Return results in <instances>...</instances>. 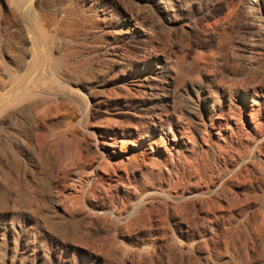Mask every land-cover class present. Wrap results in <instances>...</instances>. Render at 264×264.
<instances>
[{"label": "rangeland", "instance_id": "374dc122", "mask_svg": "<svg viewBox=\"0 0 264 264\" xmlns=\"http://www.w3.org/2000/svg\"><path fill=\"white\" fill-rule=\"evenodd\" d=\"M0 264H264V0H0Z\"/></svg>", "mask_w": 264, "mask_h": 264}, {"label": "bare ground", "instance_id": "6f19581e", "mask_svg": "<svg viewBox=\"0 0 264 264\" xmlns=\"http://www.w3.org/2000/svg\"><path fill=\"white\" fill-rule=\"evenodd\" d=\"M248 106L249 105H245L243 108L246 109V111H247L248 108H249ZM222 125H224L223 121L221 123V126ZM179 129H181V130H178V131L181 132L183 135L184 134H187L188 135V131H187V129L185 127H181ZM169 131L171 132V128H169ZM123 132L126 133V134H128L133 139V142H137L138 144H140V147H144V148L146 147V142L148 141V139L142 133L130 131V130H127V129L126 130H123ZM119 134L124 135L123 133H121L119 131L118 132H114V135H116V143H117V138H118V135Z\"/></svg>", "mask_w": 264, "mask_h": 264}]
</instances>
